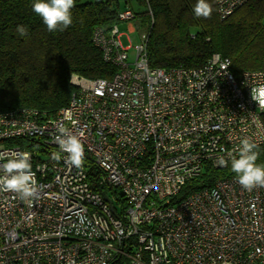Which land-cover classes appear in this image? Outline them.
<instances>
[{
    "label": "built area",
    "instance_id": "2783aa9c",
    "mask_svg": "<svg viewBox=\"0 0 264 264\" xmlns=\"http://www.w3.org/2000/svg\"><path fill=\"white\" fill-rule=\"evenodd\" d=\"M212 1L223 21L250 0ZM134 16L126 8L118 20ZM120 36L116 25L94 32L116 72L72 76L52 118L0 112V153H29L38 185L29 199L0 191V264H264V187L229 177L174 202L205 166L231 163L243 138L264 144V109L251 99L264 70L236 78L219 53L196 67L151 68L147 34L133 47ZM61 127L81 140L80 168L66 153L52 159Z\"/></svg>",
    "mask_w": 264,
    "mask_h": 264
},
{
    "label": "trees",
    "instance_id": "16d2710c",
    "mask_svg": "<svg viewBox=\"0 0 264 264\" xmlns=\"http://www.w3.org/2000/svg\"><path fill=\"white\" fill-rule=\"evenodd\" d=\"M134 1L144 8L132 11L133 21L147 34L151 68L196 67L219 53L230 59V71L236 78L244 71L264 70V0H250L223 21L218 19L212 0H207L213 9L209 18L195 15L197 0ZM32 3L0 0V112L29 108L52 118L67 105L75 89L72 76L109 80L116 72V67L103 59L93 35L97 29L108 34L122 23L118 13L130 8L121 9L119 0H74L72 24L49 32L32 11ZM19 25L26 27V36L17 32ZM262 118L264 121V113ZM256 151V163L264 165V144ZM229 177L237 178L231 163L222 169L205 166L174 202Z\"/></svg>",
    "mask_w": 264,
    "mask_h": 264
},
{
    "label": "clouds",
    "instance_id": "9594fccd",
    "mask_svg": "<svg viewBox=\"0 0 264 264\" xmlns=\"http://www.w3.org/2000/svg\"><path fill=\"white\" fill-rule=\"evenodd\" d=\"M74 0H33L32 11L41 17L49 32L64 30L72 24L71 9ZM197 17L209 18L213 11L207 0H197L194 6ZM17 32L26 36L27 29L23 25L17 26ZM251 99L264 109V83L251 86ZM56 142L60 152L52 154L53 160H60V153H66L65 163L80 168L83 164L84 148L81 140L76 135L61 127ZM238 156L230 155L231 170L236 174L238 183L245 190L251 191L255 187H264V165L256 163L258 159V144L250 138L240 141ZM0 191H11L19 195L21 199H29L36 195L38 185L35 173L32 171L31 157L27 152L7 155L0 153ZM221 164L225 161L221 160Z\"/></svg>",
    "mask_w": 264,
    "mask_h": 264
},
{
    "label": "rangeland",
    "instance_id": "374dc122",
    "mask_svg": "<svg viewBox=\"0 0 264 264\" xmlns=\"http://www.w3.org/2000/svg\"><path fill=\"white\" fill-rule=\"evenodd\" d=\"M119 4L121 9H125V7H129L134 12H141L144 10L143 7L139 6L134 0H127V4L125 6L124 0H119ZM136 20L133 22H122L118 24V31L121 36L119 37L120 43L122 47H133L140 42V35L144 32L142 29L137 28ZM129 58L132 60L133 58V50L130 49Z\"/></svg>",
    "mask_w": 264,
    "mask_h": 264
},
{
    "label": "water",
    "instance_id": "95a60500",
    "mask_svg": "<svg viewBox=\"0 0 264 264\" xmlns=\"http://www.w3.org/2000/svg\"><path fill=\"white\" fill-rule=\"evenodd\" d=\"M103 197H104V199L108 202V203H110V200H109V198L103 193Z\"/></svg>",
    "mask_w": 264,
    "mask_h": 264
}]
</instances>
